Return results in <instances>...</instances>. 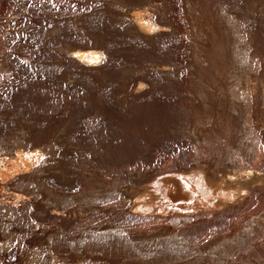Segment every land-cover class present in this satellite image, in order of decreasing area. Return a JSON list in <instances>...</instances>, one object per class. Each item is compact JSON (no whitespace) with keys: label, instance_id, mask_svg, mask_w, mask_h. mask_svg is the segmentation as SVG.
<instances>
[{"label":"rangeland","instance_id":"1","mask_svg":"<svg viewBox=\"0 0 264 264\" xmlns=\"http://www.w3.org/2000/svg\"><path fill=\"white\" fill-rule=\"evenodd\" d=\"M0 264H264V0H0Z\"/></svg>","mask_w":264,"mask_h":264},{"label":"bare ground","instance_id":"2","mask_svg":"<svg viewBox=\"0 0 264 264\" xmlns=\"http://www.w3.org/2000/svg\"><path fill=\"white\" fill-rule=\"evenodd\" d=\"M89 53V52H88ZM92 53V52H91ZM87 54V53H86ZM83 54H81V56H82ZM90 56L92 55V54H89ZM88 54L87 55H83V57H88L89 56ZM93 55H95V56H99V53L97 52V53H93Z\"/></svg>","mask_w":264,"mask_h":264}]
</instances>
